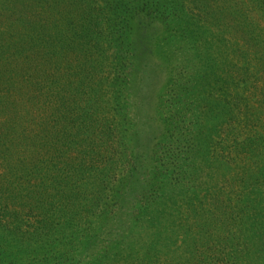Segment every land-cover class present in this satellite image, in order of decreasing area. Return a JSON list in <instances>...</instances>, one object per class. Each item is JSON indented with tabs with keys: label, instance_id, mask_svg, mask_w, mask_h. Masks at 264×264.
Segmentation results:
<instances>
[{
	"label": "rangeland",
	"instance_id": "obj_1",
	"mask_svg": "<svg viewBox=\"0 0 264 264\" xmlns=\"http://www.w3.org/2000/svg\"><path fill=\"white\" fill-rule=\"evenodd\" d=\"M0 264H264V0H0Z\"/></svg>",
	"mask_w": 264,
	"mask_h": 264
},
{
	"label": "trees",
	"instance_id": "obj_2",
	"mask_svg": "<svg viewBox=\"0 0 264 264\" xmlns=\"http://www.w3.org/2000/svg\"><path fill=\"white\" fill-rule=\"evenodd\" d=\"M9 1V0H8ZM13 7V6H12ZM9 21L11 22L12 21V18H11V14H9ZM29 21V20H28ZM29 23H31L30 21H29Z\"/></svg>",
	"mask_w": 264,
	"mask_h": 264
}]
</instances>
